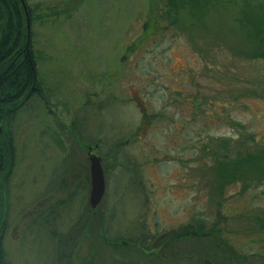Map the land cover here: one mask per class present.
I'll use <instances>...</instances> for the list:
<instances>
[{"label":"rangeland","instance_id":"rangeland-1","mask_svg":"<svg viewBox=\"0 0 264 264\" xmlns=\"http://www.w3.org/2000/svg\"><path fill=\"white\" fill-rule=\"evenodd\" d=\"M23 1L41 94L10 121L6 264H264V155L213 162L264 146V0Z\"/></svg>","mask_w":264,"mask_h":264},{"label":"trees","instance_id":"trees-1","mask_svg":"<svg viewBox=\"0 0 264 264\" xmlns=\"http://www.w3.org/2000/svg\"><path fill=\"white\" fill-rule=\"evenodd\" d=\"M167 8L165 9V19L169 20L170 11L176 5V0H164ZM27 15H29L26 7ZM21 7L20 0H0V45L6 43L14 44V47L0 46V183L4 182L9 176L13 163L12 153V135L10 131V121L19 108L31 96H39L41 94L40 84L36 77L35 61L30 53V44L28 41L29 54L25 59L20 55V50H17L16 44L20 47L25 43L26 31V16ZM29 38V37H28ZM223 141V140H221ZM249 137L232 146L224 144L223 150L227 156L223 155L218 159V156L213 155L214 165H219L215 171L225 168L228 170L229 163L243 162L250 159L252 156L264 155V146H254L250 149ZM222 152V150H219ZM224 169V171H225ZM1 185L0 184V264H6L1 252V237L4 234L7 219V208L1 201ZM4 187V185H2ZM257 227L264 229V219H253ZM199 229V228H198ZM179 235L181 233L178 232ZM183 235V234H182ZM181 235V236H182ZM180 236V237H181ZM189 236L186 234L185 236ZM191 237V236H190ZM189 237V238H190ZM194 237V236H193ZM215 251L216 254L225 255V258L231 261V264H245L246 257H240L233 250L229 253L228 248L217 250L212 244L209 248ZM233 251V252H232ZM206 253V252H205ZM230 254V255H229ZM205 255V254H204ZM206 256V255H205ZM230 263V262H229Z\"/></svg>","mask_w":264,"mask_h":264},{"label":"water","instance_id":"water-1","mask_svg":"<svg viewBox=\"0 0 264 264\" xmlns=\"http://www.w3.org/2000/svg\"><path fill=\"white\" fill-rule=\"evenodd\" d=\"M21 7L25 13L24 16L27 15L26 7L24 6V1L20 0ZM29 21L28 16H26V31H27V40H28V32H29ZM28 42V41H27ZM87 157L89 161V181H90V189H89V197L88 203L91 209H95L99 204L103 193H104V180H103V170L100 164V158L91 153V148H88Z\"/></svg>","mask_w":264,"mask_h":264},{"label":"flooded vegetation","instance_id":"flooded-vegetation-1","mask_svg":"<svg viewBox=\"0 0 264 264\" xmlns=\"http://www.w3.org/2000/svg\"><path fill=\"white\" fill-rule=\"evenodd\" d=\"M26 16H28V15H26ZM28 21H29V19H28ZM27 34L24 36L25 37V43H24V45H22V46H18L17 44L15 45V46H17L16 48H17V50H20V55H21V57L23 58V59H25V57H27L28 56V54H29V51H28V42H27ZM28 40H29V38H28ZM0 46H5V47H14V44H11V43H6V44H4V45H0ZM87 151H88V149H87ZM87 154V153H86ZM11 170H12V168H11ZM10 173H11V171H10ZM9 173V176L6 178V180H4V182H2V183H0V184H2V185H4V187H2V185H1V193H2V196H1V201L4 203V206H6V208H7V219H8V183H7V181H8V179H10V176H11V174ZM88 177H86L87 179H88V181L90 180L89 179V171H88ZM89 189H90V181H89ZM88 197H89V195H88ZM44 203H45V200H43L42 202H40V203H38V206L37 207H39L40 206V208L44 205ZM39 214L38 215H42V213H43V211H40V212H38ZM6 219V220H7ZM6 226H7V221H6ZM6 226H4L5 227V231H6ZM182 229V228H181ZM5 231H4V234H5ZM182 231H184L183 229H182ZM4 234H3V236H4ZM163 235V234H162ZM162 235H160L159 237L161 238V237H163L164 238V240H165V242L164 243H166L167 241H169V239H170V235H168V234H166V235H164V236H162ZM3 236L1 237V242H2V239H3ZM173 236V235H172ZM181 236V235H180ZM174 237H176L175 235H174ZM1 246H2V243H1Z\"/></svg>","mask_w":264,"mask_h":264}]
</instances>
